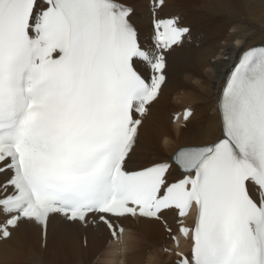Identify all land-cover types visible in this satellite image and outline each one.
<instances>
[{
  "label": "snow or ice",
  "instance_id": "1",
  "mask_svg": "<svg viewBox=\"0 0 264 264\" xmlns=\"http://www.w3.org/2000/svg\"><path fill=\"white\" fill-rule=\"evenodd\" d=\"M151 3L145 46L123 0H0V241L22 224L46 238L59 217L120 244L126 227L151 221L176 246L164 248L171 264H264V46L219 49L235 58L213 65V139L131 169L190 33L156 18L165 0Z\"/></svg>",
  "mask_w": 264,
  "mask_h": 264
},
{
  "label": "bare ground",
  "instance_id": "2",
  "mask_svg": "<svg viewBox=\"0 0 264 264\" xmlns=\"http://www.w3.org/2000/svg\"><path fill=\"white\" fill-rule=\"evenodd\" d=\"M123 2L143 7L149 0ZM176 2L188 5L181 7ZM245 3L249 7L242 6L241 0H166L162 8L164 15L184 13V22L192 25L193 35L198 37L203 32L205 37L199 47L192 44L175 50L169 79L158 103L177 107L194 103L197 111L188 128H181L171 123L160 108L154 109L140 129L139 143L132 156L134 168L171 157L180 146L214 138L218 114L214 111L217 90L209 82L217 73L213 65L235 58L222 55L219 49L227 50L229 44L239 49L264 43V0H245ZM224 4L232 6L230 12H226ZM236 40L241 43L236 45ZM209 58L212 63L208 62ZM221 71L226 73L227 68ZM204 114V119L195 125ZM164 234L158 223L138 222L136 230L125 236L124 260L119 264H169L157 248ZM107 238L106 231L102 233L92 226H69L57 217L50 221L44 243L40 226L22 224L10 240L0 242V261L2 264H112L116 258L105 248ZM149 248L155 250L153 256L146 253Z\"/></svg>",
  "mask_w": 264,
  "mask_h": 264
},
{
  "label": "rangeland",
  "instance_id": "3",
  "mask_svg": "<svg viewBox=\"0 0 264 264\" xmlns=\"http://www.w3.org/2000/svg\"><path fill=\"white\" fill-rule=\"evenodd\" d=\"M176 4H178L179 6H184V5H188V4H185V3H181V2H176ZM205 117V114L202 115V117L195 123V125L199 124Z\"/></svg>",
  "mask_w": 264,
  "mask_h": 264
}]
</instances>
